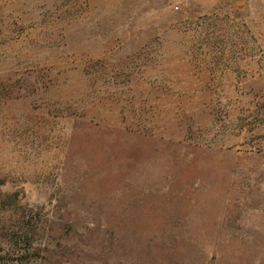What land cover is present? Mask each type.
Masks as SVG:
<instances>
[{
    "label": "rangeland",
    "instance_id": "rangeland-1",
    "mask_svg": "<svg viewBox=\"0 0 264 264\" xmlns=\"http://www.w3.org/2000/svg\"><path fill=\"white\" fill-rule=\"evenodd\" d=\"M0 264H264V0H0Z\"/></svg>",
    "mask_w": 264,
    "mask_h": 264
}]
</instances>
